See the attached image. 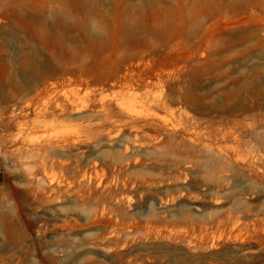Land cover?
<instances>
[{
  "label": "rangeland",
  "instance_id": "rangeland-1",
  "mask_svg": "<svg viewBox=\"0 0 264 264\" xmlns=\"http://www.w3.org/2000/svg\"><path fill=\"white\" fill-rule=\"evenodd\" d=\"M0 264H264V0H0Z\"/></svg>",
  "mask_w": 264,
  "mask_h": 264
}]
</instances>
